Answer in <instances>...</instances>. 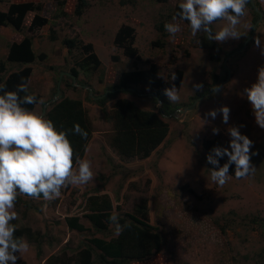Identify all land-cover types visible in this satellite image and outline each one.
<instances>
[{
    "label": "rangeland",
    "instance_id": "374dc122",
    "mask_svg": "<svg viewBox=\"0 0 264 264\" xmlns=\"http://www.w3.org/2000/svg\"><path fill=\"white\" fill-rule=\"evenodd\" d=\"M17 1H34L40 6L34 12L48 21L36 33H30L27 27L34 12H28L23 33L0 26V60L5 62V71H0V75L3 72L7 75L16 68L5 61L6 54L8 45L20 40L22 34L32 35L34 50L46 55L44 61L31 64L34 73L30 86L37 87L41 69L50 76L52 86L49 94L38 87L41 103L30 111L42 113L43 104L56 90L59 71L69 70L82 57L78 49L68 52L63 43L65 38H76L79 49L90 44L100 59V66L88 73L80 71L73 85L76 89L64 86L63 81L60 85L64 96L83 100L89 115L93 133L81 159L91 162L94 180L86 185L62 188L61 196L50 201L25 197L30 207H15L16 228L28 227L32 235L43 236L38 255L37 246L22 237L30 249L22 257L16 253L19 257L16 264L54 261L73 264L78 248L88 243L90 237L115 236L114 225L109 224L107 231L99 232L86 218L87 198L94 195H107L112 214L119 218L133 212L142 198L147 200L149 222L162 235L163 246L147 260L130 264L258 263L260 252L264 250V130L256 125L251 105L240 93L256 81L258 66L264 65V56L253 41V37L258 36L264 43V0H256L259 4L255 6L262 11V18L255 32L249 35L254 18L246 6V14L237 26L242 36L239 40L222 43L206 40L202 32L193 36L188 23L173 19L170 12L181 0H87L88 6L80 17L73 14L75 0H67L62 10L54 0H4L0 2V10L5 11L10 3ZM168 22L178 24L181 29L173 38L164 29ZM225 23L223 20L215 22L213 31L220 30ZM121 26L133 29L132 47L138 54L135 60L114 43ZM227 52L230 54L226 55ZM152 64L157 76L164 81L172 82L173 74L182 71L177 88L180 101L171 103L163 94V101L177 105L174 115L159 111L162 99L155 101L148 96L150 88L146 86H139L138 91L111 92V98L102 107L95 103L97 99L93 97L116 83L123 71L148 69ZM50 66L53 70L48 69ZM225 68L229 75H224ZM212 72L220 77V91L195 98L196 85L210 81ZM79 80L86 82L83 85L91 92L80 86ZM141 91L143 95H139ZM119 98L132 100L142 109L159 112L168 124L167 137L145 159L123 160L110 145L113 129L109 114ZM222 105L231 110L228 123H223L222 115L218 114L214 120L207 117L211 123L204 125L205 113ZM185 108L189 109L179 111ZM230 125H243L240 131L254 141L253 150H258V155L252 156L254 173L242 179L229 175L228 182L219 187L211 180L209 168L212 166L206 162L208 152L202 148L201 141L212 138L228 147L230 137L226 129ZM213 127L220 129L219 134H213ZM70 216H77L86 230L70 229L65 222Z\"/></svg>",
    "mask_w": 264,
    "mask_h": 264
},
{
    "label": "trees",
    "instance_id": "16d2710c",
    "mask_svg": "<svg viewBox=\"0 0 264 264\" xmlns=\"http://www.w3.org/2000/svg\"><path fill=\"white\" fill-rule=\"evenodd\" d=\"M4 0H0L3 2ZM58 9L62 10L65 7L67 0H54ZM165 2L166 0H160ZM255 4H259L255 0ZM87 0H75L73 14L80 17L86 7ZM253 12V23L259 17L258 13L252 8L250 0L247 5ZM40 6L34 1H17L8 5L5 11L0 10V26L5 25L11 27L17 33H23L25 27L24 21L28 12L38 10ZM179 8L175 5L170 12L172 17L176 16ZM177 19H179L177 17ZM181 20V19H180ZM184 21V20H182ZM220 21V20H218ZM216 21V22H218ZM187 23L186 21H184ZM48 23L45 17L40 16L34 12L27 30L30 33H36L40 28ZM132 28L129 26H121L115 37L114 43L123 49V52L129 58H138L136 49L132 47L133 35ZM252 30L249 32L251 34ZM203 33V32H202ZM32 35H23L20 40L13 41L8 46L6 54V62L10 65H16V68L11 69L7 75L3 72L0 75V85H5L6 91L16 89V85L22 80L29 82L33 62H42L46 59L43 52H37L32 45ZM63 43L68 52L80 50L82 57L76 61L74 66L70 67L69 73L76 78L79 72L84 70L86 73L97 69L100 66V59L93 52L90 44L84 45L79 49V41L76 38H65ZM230 53L227 52L226 55ZM5 62L0 60V71H5ZM54 67H48L53 70ZM157 69L155 65H151L148 69H133L123 71L118 78V81L110 85L106 90L116 88H138L139 86H148L151 92L158 96L163 101V89L175 85L176 88L180 85L182 78V71L176 72V79L172 82L164 81L163 78L157 77ZM227 69L224 70V75H227ZM68 79V80H67ZM64 86L76 89L72 85V78L64 76L62 79ZM56 82V81H55ZM80 83H86L79 80ZM221 82L219 75L212 72L210 81H202L199 88H196L194 97H201L208 92H211ZM2 94V93H0ZM28 94L36 97V103L23 105L28 110H32L40 101V95L33 92L28 86ZM21 96L25 95L20 93ZM112 94L109 92L105 97L97 99L95 103L103 106L105 102L111 98ZM156 101V99H155ZM177 105L163 101L159 111L171 115L177 110ZM46 119L53 121L57 130L66 131L68 139L70 140L74 149V167L77 164V158H83L87 145L92 137V124L89 115L84 107L81 98H73L63 95L61 99L55 103L50 104L46 108L43 115ZM112 123V137L110 145L119 154L123 160H130L134 158L145 159L149 157L152 152L165 140L169 132L167 122L160 116L159 112L154 110H147L138 107L134 101L122 98L117 99L109 114ZM79 124L81 129L87 132V137H83L73 131L74 125ZM201 146L208 153L216 146H222L219 140L212 138H204L201 141ZM227 156L219 158L220 165L227 161ZM212 166V165H211ZM213 167V166H212ZM235 166H230L229 175L234 176ZM189 192L194 194L192 189ZM24 197V198H23ZM29 198L25 195H18L15 207L24 206L29 208ZM40 198H43L41 195ZM88 204L86 218L90 221L92 227L99 232H105L108 229L109 216L112 215V204L107 195H94L88 197ZM255 220V219H254ZM66 225L75 231L83 232L86 227L79 221L77 216L66 217ZM121 225L127 224L119 235L110 237L109 239L92 236L88 239V243L80 246L76 253L77 258L73 264H130L132 262H140L147 260L154 254L158 253L163 246L162 235L157 229L150 224L148 217L147 200L142 198L135 206L133 212L125 213L124 218L119 219ZM15 235L17 237H25L28 242L34 243L37 246V255L41 248L43 236L39 233L32 235L28 227L16 228ZM224 230V227H221ZM48 264H67L58 263L56 261ZM256 264H264V250L260 252V260Z\"/></svg>",
    "mask_w": 264,
    "mask_h": 264
},
{
    "label": "clouds",
    "instance_id": "9594fccd",
    "mask_svg": "<svg viewBox=\"0 0 264 264\" xmlns=\"http://www.w3.org/2000/svg\"><path fill=\"white\" fill-rule=\"evenodd\" d=\"M248 3L249 0H181L179 11L173 19L178 17L186 21L193 36L203 32L205 39L210 42L239 40L242 35L237 26L246 14ZM252 8L254 9L253 6ZM218 20L226 23L214 32L212 25ZM164 29L170 38L181 30L178 24L172 22L165 23ZM253 41L254 47L264 56V43L258 36L253 37ZM175 79L174 73L172 80ZM219 85L212 89L213 94L220 91ZM200 86L196 85L197 88ZM5 88V85H0V264H16L17 259L30 249L25 239L15 235L17 229L13 221L18 219L14 210L18 195L35 199L42 195L44 200L50 201L61 196L62 188L86 185L93 181L94 173L91 162L85 159L77 158L78 168L74 169V149L66 131L57 130L52 120L23 106L37 102L34 95L28 94L26 81L22 80L12 91H6ZM139 88L134 87L132 91H138ZM120 89L122 88L107 89L104 93ZM20 93L25 95L21 96ZM163 94L171 103L180 101L175 85L163 89ZM240 95L250 103L256 125L264 130V65L258 66L256 81L245 87ZM151 97L161 100L155 94H151ZM230 111L227 105L210 109L205 113L204 125L211 123L207 117L214 120L218 114L222 115V122L227 124ZM241 127L243 125L228 126V147L216 146L206 155V162L213 166L209 168L211 180L219 187L228 182L232 165L235 166L236 179L245 178L255 171L252 156L258 155V150H253L254 141L241 133ZM73 131L87 137V132L79 124L74 125ZM212 132L214 135L219 134L220 129L213 127ZM224 156L228 159L220 165L219 158ZM119 219L117 214L108 218L109 223L115 226L117 235L127 227V224L121 225ZM16 253H19V257Z\"/></svg>",
    "mask_w": 264,
    "mask_h": 264
},
{
    "label": "water",
    "instance_id": "95a60500",
    "mask_svg": "<svg viewBox=\"0 0 264 264\" xmlns=\"http://www.w3.org/2000/svg\"><path fill=\"white\" fill-rule=\"evenodd\" d=\"M250 3H251V5L254 7L255 11H256V12L258 13V15H259L258 19L255 21L254 26H253V30H252V34H253L254 31H255V26H256V24L261 20L262 12H261V10H259V9L255 6V4H254V0H250ZM245 44H246V42L244 43V45H243V47H242L241 49H243V48L245 47ZM64 75H67V76L72 77V79H73V84L75 83L76 78H75L74 75H72V74H70V73H68V72H60V76L58 77V80H57V83H56V90H55V93L53 94V96H52L47 102L44 103V105H43V109H42V113H41L42 115L45 114V112H46V107H47V106H49V105L52 104V103H55L56 101H58L59 99L62 98V95H63V94H62V91H61L60 85H61L62 77H63ZM228 75H229V70H228ZM77 85H79V84H77ZM82 87H84V88H88V87L85 86V85H82ZM130 90H132V89L130 88ZM114 91H115V90H113L112 92H114ZM89 92H91V89H89ZM106 94H107V91H106L104 94H102V95H98V96H94V97H93V95H92V97H93L94 99H100V98H103ZM206 95H207V94H206ZM204 96H205V95H204ZM188 109H189V108L179 109V111L183 112L184 110H188ZM175 113H176V111L172 112L171 114L174 115Z\"/></svg>",
    "mask_w": 264,
    "mask_h": 264
},
{
    "label": "crops",
    "instance_id": "0c3cea01",
    "mask_svg": "<svg viewBox=\"0 0 264 264\" xmlns=\"http://www.w3.org/2000/svg\"><path fill=\"white\" fill-rule=\"evenodd\" d=\"M33 47H34V45H33ZM32 66V65H31ZM61 72V71H60ZM62 72H68V70H62ZM33 73H34V68L32 67V73H31V76H30V79H29V83H28V86H29V88L32 90V91H34L35 93H37V94H39V89H38V87L40 86L41 88H43L44 89V91H46L48 94H49V91H50V89H51V86H52V82H51V80H50V76L48 75V73L47 74H44V72L42 71V69L40 70V73H39V75H38V79H36V82H37V87L36 88H32L31 86H30V81H31V79H32V76H33ZM65 76H67V75H65ZM158 76H157V74H156V78H157ZM162 78V77H161ZM165 81H168V80H165ZM73 85V84H72ZM77 85V84H76ZM131 89H133V87L131 88ZM151 94H153L151 91L149 92H147V95L148 96H150L151 97ZM140 95H143L142 94V91H141V93H140ZM74 98V97H73ZM153 99H155V97H152ZM119 99H122V98H119ZM44 105V104H43ZM36 106H40V104H37ZM35 106V107H36ZM148 110H151V109H148Z\"/></svg>",
    "mask_w": 264,
    "mask_h": 264
},
{
    "label": "flooded vegetation",
    "instance_id": "af4514ba",
    "mask_svg": "<svg viewBox=\"0 0 264 264\" xmlns=\"http://www.w3.org/2000/svg\"><path fill=\"white\" fill-rule=\"evenodd\" d=\"M86 86V85H85ZM88 87V86H87ZM88 89H89V87H88Z\"/></svg>",
    "mask_w": 264,
    "mask_h": 264
}]
</instances>
